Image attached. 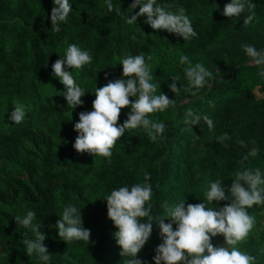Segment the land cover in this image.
<instances>
[{"label": "trees", "instance_id": "trees-1", "mask_svg": "<svg viewBox=\"0 0 264 264\" xmlns=\"http://www.w3.org/2000/svg\"><path fill=\"white\" fill-rule=\"evenodd\" d=\"M230 2L156 0L169 11L186 10L197 36L184 41L166 30H153L146 17L128 24L126 18L139 11L130 13L132 0H111L113 11L107 9L108 0H69L72 11L59 32L50 30L53 0H0V264H45L36 254H26L23 240L35 235L15 219L29 210L35 212L33 223L46 234L50 264H125L104 200L113 189L130 190L143 184L147 174L153 189L148 203L155 217L166 215L165 202H205V191L217 179L227 192L238 171L260 168L264 173V76L259 74L264 66L251 63L242 49L252 45L264 52V0H251L255 19L248 26H243L247 11L232 19L223 15ZM73 43L93 59L81 69L66 68L85 91L83 105L69 109L62 96L65 87L52 75L51 65ZM141 53L155 94L175 101L149 115L165 124L163 137L152 142L139 127L117 140L110 160L78 153L73 144L80 112L93 110L97 87L122 78L123 58ZM182 56L191 64H182ZM197 63L212 76L193 96L184 70ZM173 77H179L178 95L169 88ZM15 104L25 109L20 124L10 120ZM188 110L201 117L199 124L185 123ZM130 112V106L121 110L118 126ZM204 115L213 120L214 130L209 131ZM225 133L231 137L227 147L217 140ZM252 149H258V155L244 160ZM66 206L81 210V226L90 230V241L60 239L55 225ZM248 213L255 225L238 247L256 256L255 264H264V206L254 205ZM152 227L149 242L138 254L144 264H155V249L163 243L159 221L153 219ZM212 243L224 246L225 238L218 235Z\"/></svg>", "mask_w": 264, "mask_h": 264}, {"label": "clouds", "instance_id": "clouds-1", "mask_svg": "<svg viewBox=\"0 0 264 264\" xmlns=\"http://www.w3.org/2000/svg\"><path fill=\"white\" fill-rule=\"evenodd\" d=\"M53 3L50 30L59 32L60 24L68 21L72 5L69 0H53ZM255 7L251 0H231L224 6L223 15L232 19L240 17L247 11L249 14L243 19V26H248L255 19ZM137 8L139 11L135 15L126 18L128 24L137 22L138 17H146L145 23L153 30H166L182 37L184 41L197 36L183 7L172 12L165 6L157 4L156 0H132L130 13ZM107 9L109 11L114 9L111 0H108ZM115 11L120 14L119 8ZM242 49L251 63L264 66V52L258 51L252 45H242ZM92 59L87 50H81L73 43L67 46L63 57L51 65L52 75L65 87L62 96L66 99L69 109L83 105L82 97L85 96V91L73 78L72 71L66 68L81 69L84 65L91 64ZM147 59L151 60V55ZM180 62L191 64L187 56H182ZM120 64L123 66L122 78L109 81L103 87H97L92 104L93 110L80 112L79 121L74 125L78 135L73 147L80 154L88 153L110 160L112 148L117 140L124 136L126 130L142 127L152 142L163 137L165 133V124L153 122L149 115L163 112L169 106H174L175 101L170 100L164 93L155 94L156 85L150 82L152 76L144 54L123 58ZM184 71L189 90H194L193 96L205 87L206 78L212 76V73L200 63L189 66ZM259 74L264 76V70ZM178 79L179 77H173V82L169 85L170 90L176 95L180 92V88L177 87ZM130 97H135V100H130ZM129 106L131 112L128 118L118 126L121 110ZM25 115L24 107L15 104L10 120L20 124ZM200 119L199 115L188 110L185 123L196 125ZM203 120L209 131L214 130L211 118L204 115ZM230 139L227 133L217 138L225 147L228 146L225 142ZM257 155L258 149H252L244 160ZM149 180L150 176L146 174L143 184L137 183L131 186L130 190L128 186L113 189L104 199L107 202L108 218L117 229L113 235L122 249L120 255L126 258L125 264H144L138 254L149 242L153 231V219L159 221L163 236V243L155 249L156 254L153 257L155 264H255L256 256L240 250L238 245L246 240L255 225V218L249 215L248 209L254 205L264 206V173L260 168L238 171L227 192L221 180L210 182L209 188L205 191V202L180 203L178 206H169L165 202L162 207L166 215L155 217L152 215L151 204L148 203L153 191ZM214 201L229 203L223 207L207 206ZM59 217L55 227L59 230L61 240L90 241V230L81 226L83 225L81 210L75 206H66ZM34 218L35 212L31 210L23 218H15L22 227L30 229L35 235V239L23 240L26 254L29 257L36 254L45 264H50L51 253L44 245L46 234L41 232L39 225L33 223ZM165 219L172 222L164 223ZM173 225L176 226L175 230ZM218 235L225 238L224 246L213 245L212 238Z\"/></svg>", "mask_w": 264, "mask_h": 264}, {"label": "rangeland", "instance_id": "rangeland-1", "mask_svg": "<svg viewBox=\"0 0 264 264\" xmlns=\"http://www.w3.org/2000/svg\"><path fill=\"white\" fill-rule=\"evenodd\" d=\"M257 95L259 96V94L257 93Z\"/></svg>", "mask_w": 264, "mask_h": 264}]
</instances>
